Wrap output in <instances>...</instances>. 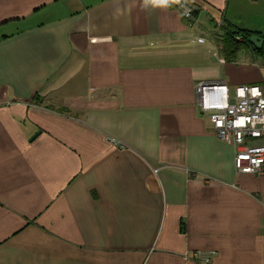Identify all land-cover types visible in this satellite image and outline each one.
I'll return each instance as SVG.
<instances>
[{"label":"crops","instance_id":"obj_1","mask_svg":"<svg viewBox=\"0 0 264 264\" xmlns=\"http://www.w3.org/2000/svg\"><path fill=\"white\" fill-rule=\"evenodd\" d=\"M222 24L264 0H0V264H262L264 175L197 103L264 86Z\"/></svg>","mask_w":264,"mask_h":264},{"label":"built area","instance_id":"obj_2","mask_svg":"<svg viewBox=\"0 0 264 264\" xmlns=\"http://www.w3.org/2000/svg\"><path fill=\"white\" fill-rule=\"evenodd\" d=\"M177 8L189 20L196 6L179 1ZM237 38L241 40L240 36ZM91 92L94 94L97 90L93 88ZM196 95L201 111L209 114L213 131L234 146L236 171L264 175V86L239 85L234 89V101L231 102L224 82L204 81L198 83ZM254 140L259 142L248 143Z\"/></svg>","mask_w":264,"mask_h":264},{"label":"trees","instance_id":"obj_3","mask_svg":"<svg viewBox=\"0 0 264 264\" xmlns=\"http://www.w3.org/2000/svg\"><path fill=\"white\" fill-rule=\"evenodd\" d=\"M221 32L220 53L224 59L234 60L240 51L247 50L254 58L264 61V48L258 49L249 41V37L255 33L224 24L221 25ZM238 36L241 37V40L237 38Z\"/></svg>","mask_w":264,"mask_h":264},{"label":"water","instance_id":"obj_4","mask_svg":"<svg viewBox=\"0 0 264 264\" xmlns=\"http://www.w3.org/2000/svg\"><path fill=\"white\" fill-rule=\"evenodd\" d=\"M249 41L253 46L258 49L264 48V37H261L257 34H253L249 37Z\"/></svg>","mask_w":264,"mask_h":264},{"label":"rangeland","instance_id":"obj_5","mask_svg":"<svg viewBox=\"0 0 264 264\" xmlns=\"http://www.w3.org/2000/svg\"><path fill=\"white\" fill-rule=\"evenodd\" d=\"M222 58V57H221ZM223 59V58H222ZM224 60V59H223Z\"/></svg>","mask_w":264,"mask_h":264}]
</instances>
